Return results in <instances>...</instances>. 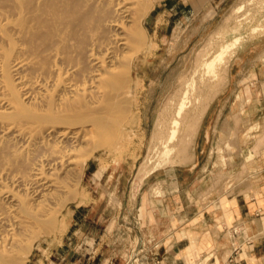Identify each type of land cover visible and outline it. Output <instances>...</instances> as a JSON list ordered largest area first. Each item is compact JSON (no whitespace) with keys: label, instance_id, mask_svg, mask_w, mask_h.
<instances>
[{"label":"bare ground","instance_id":"obj_1","mask_svg":"<svg viewBox=\"0 0 264 264\" xmlns=\"http://www.w3.org/2000/svg\"><path fill=\"white\" fill-rule=\"evenodd\" d=\"M157 1L0 0V264H26L31 238L55 229L70 196L62 183L73 174L79 184L85 164L76 152L127 135L141 22ZM210 42L167 94L140 172L194 159L204 119L229 79L230 45L208 58Z\"/></svg>","mask_w":264,"mask_h":264},{"label":"rangeland","instance_id":"obj_2","mask_svg":"<svg viewBox=\"0 0 264 264\" xmlns=\"http://www.w3.org/2000/svg\"><path fill=\"white\" fill-rule=\"evenodd\" d=\"M141 26L145 38L135 70L136 100L127 135L113 146L92 149L94 153L88 148L76 152L77 159L85 162L80 176L76 172L79 184L73 174L68 176L69 184L62 183L63 192L69 191L70 196L55 229L31 238L33 247L26 264H35L38 259V264H44L41 257L51 259L54 255L66 257L73 264L86 263L99 242L108 247L115 238H124L125 229L135 230V225H140L133 215L139 220V206L148 193L162 196L168 203L169 192L178 187L177 176L184 182L183 199L198 202L209 200L213 192L217 193L213 198L224 194L221 196L225 202L228 193L258 179L256 157L264 154V116L243 130L238 124L241 120H234L237 115L231 118L225 113L219 116L208 141L205 133L213 113L210 108L217 109L227 96L235 57L245 53L248 64L253 56L260 59V64L264 59V0H158L148 16L143 17ZM207 41L211 42L203 54L207 53L208 58L225 44L230 45L226 52L230 70L228 84L212 102L197 136L194 159L179 164L178 158H174L153 172H140V164L149 155L158 111L167 94L177 88V77L193 71L197 54ZM130 48L131 43L128 53L134 54L135 50ZM261 85L257 87L261 89ZM262 88L264 91V84ZM246 100H252L251 89L247 96L236 93L231 101ZM195 164L197 167L191 171Z\"/></svg>","mask_w":264,"mask_h":264},{"label":"crops","instance_id":"obj_3","mask_svg":"<svg viewBox=\"0 0 264 264\" xmlns=\"http://www.w3.org/2000/svg\"><path fill=\"white\" fill-rule=\"evenodd\" d=\"M261 61L253 56L248 64L245 53L235 57L227 96L217 109L209 110L213 113L205 141L225 113L231 118L237 115L234 120H241L238 124L243 130L264 116V59ZM261 83L260 89L257 84ZM248 89L252 90L251 101H231L236 93L247 96ZM256 159L258 179L228 193L225 202L224 194L213 198L217 194L213 191L207 201H186L181 189L184 182L177 176L178 187L168 191V203L162 196L148 193L141 200L139 220L133 215L140 223L135 230L128 227L124 238L114 237L108 247L99 242L86 263L76 264H264V154ZM166 212L171 215L165 216ZM54 256L41 258L44 264H73L66 257ZM37 261L35 264L41 259Z\"/></svg>","mask_w":264,"mask_h":264}]
</instances>
